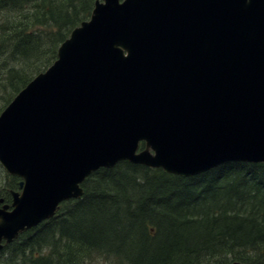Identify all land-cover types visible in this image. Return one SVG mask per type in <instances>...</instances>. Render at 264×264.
Returning a JSON list of instances; mask_svg holds the SVG:
<instances>
[{
  "label": "water",
  "instance_id": "obj_1",
  "mask_svg": "<svg viewBox=\"0 0 264 264\" xmlns=\"http://www.w3.org/2000/svg\"><path fill=\"white\" fill-rule=\"evenodd\" d=\"M121 160L180 176L264 161V0H96L0 113V164L22 178L0 250Z\"/></svg>",
  "mask_w": 264,
  "mask_h": 264
},
{
  "label": "trees",
  "instance_id": "obj_2",
  "mask_svg": "<svg viewBox=\"0 0 264 264\" xmlns=\"http://www.w3.org/2000/svg\"><path fill=\"white\" fill-rule=\"evenodd\" d=\"M95 1L0 0V112ZM20 180L0 177L7 202ZM82 186V197L7 244L0 264H264V162L183 177L122 160Z\"/></svg>",
  "mask_w": 264,
  "mask_h": 264
},
{
  "label": "rangeland",
  "instance_id": "obj_3",
  "mask_svg": "<svg viewBox=\"0 0 264 264\" xmlns=\"http://www.w3.org/2000/svg\"><path fill=\"white\" fill-rule=\"evenodd\" d=\"M51 64H52V63H51ZM49 66H50V65H49ZM49 66H48V67H49ZM48 67H47V68H48ZM47 68H46V69H47ZM4 173H6V172H5V170L2 168V166L0 165V177H1V178L4 177ZM2 183H3V182H2ZM0 196H1V195H0ZM98 263H99L98 261H94V262H93V264H98Z\"/></svg>",
  "mask_w": 264,
  "mask_h": 264
}]
</instances>
